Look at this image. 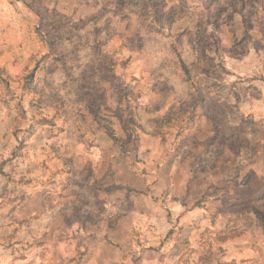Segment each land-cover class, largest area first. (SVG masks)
Returning a JSON list of instances; mask_svg holds the SVG:
<instances>
[{
    "label": "rangeland",
    "instance_id": "374dc122",
    "mask_svg": "<svg viewBox=\"0 0 264 264\" xmlns=\"http://www.w3.org/2000/svg\"><path fill=\"white\" fill-rule=\"evenodd\" d=\"M0 264H264V0H0Z\"/></svg>",
    "mask_w": 264,
    "mask_h": 264
}]
</instances>
